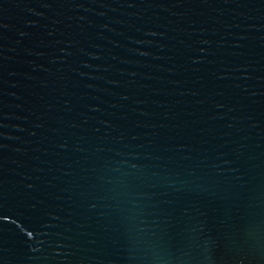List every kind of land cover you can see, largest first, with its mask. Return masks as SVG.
<instances>
[{"label":"water","instance_id":"obj_1","mask_svg":"<svg viewBox=\"0 0 264 264\" xmlns=\"http://www.w3.org/2000/svg\"><path fill=\"white\" fill-rule=\"evenodd\" d=\"M0 264H264V0H0Z\"/></svg>","mask_w":264,"mask_h":264}]
</instances>
